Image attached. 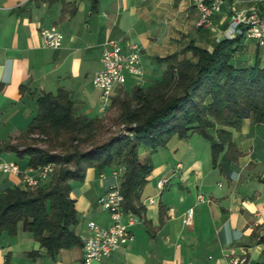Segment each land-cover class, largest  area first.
Listing matches in <instances>:
<instances>
[{
    "label": "crops",
    "instance_id": "1",
    "mask_svg": "<svg viewBox=\"0 0 264 264\" xmlns=\"http://www.w3.org/2000/svg\"><path fill=\"white\" fill-rule=\"evenodd\" d=\"M93 3L0 0L1 142L17 138L28 128L37 114V97L44 92L67 90L79 113L100 117L104 112L93 77L102 67L103 44L108 39L125 47L139 44L147 78L154 70L166 69V63L157 58L176 53L183 42L195 41L212 50V41L230 26L234 11L253 7L264 13V0H225L214 17L215 26L201 28L191 0ZM52 26L64 34L60 48L44 45L41 29ZM258 49L264 66V50L253 39H246L236 62L252 64ZM156 75L158 80L163 72ZM220 128L210 129L216 139ZM224 129L240 152L227 173L213 166L211 141L200 139L196 132L187 138L173 136L154 154L148 148L145 159L152 160L153 170L141 194L144 210L139 215L144 222L132 227V242L92 264H227L232 252L248 253L252 264L262 256L264 260V243L259 242L264 236V123L246 118L239 128ZM1 160L22 167L28 158L4 151ZM121 167L111 166L103 172L89 167L84 181L71 180L78 214L73 229L80 237L89 234V221L111 224L110 213L98 208L97 201L111 185L121 184L122 177L114 176ZM161 180L166 181L163 188ZM17 186L24 187L18 175L0 170V192ZM200 193L202 201L197 198ZM190 208L194 215L187 224ZM0 264H85L84 250L79 244L61 248L52 256L20 222L14 235L0 231Z\"/></svg>",
    "mask_w": 264,
    "mask_h": 264
},
{
    "label": "trees",
    "instance_id": "2",
    "mask_svg": "<svg viewBox=\"0 0 264 264\" xmlns=\"http://www.w3.org/2000/svg\"><path fill=\"white\" fill-rule=\"evenodd\" d=\"M97 3L94 0L93 5ZM245 41L243 35L215 39L212 50L191 42L186 50L192 57L180 59V52L158 57V62L167 64L162 78L147 87H131L120 103L117 121L128 133L120 132L86 148L82 147L93 141L103 119L79 113L67 90L38 95L37 114L30 125L17 138L0 141V152L13 151L20 159L28 158L22 167L55 163V172L39 187L17 186L0 192V231L14 235L22 222L24 230L52 256L61 248L82 244L73 229L78 214L71 180L84 181L89 167L103 172L111 166H124L121 190L125 209L142 214L141 194L153 164L140 157V147L154 152L174 135L187 138L196 132L209 139L213 166L227 173L240 152L224 127L239 128L246 118L264 123L260 50L252 64L235 60ZM215 125L221 127L218 139L210 131ZM40 141L47 142L48 148L40 147ZM60 147L62 152H55ZM259 242L264 243V236Z\"/></svg>",
    "mask_w": 264,
    "mask_h": 264
},
{
    "label": "built area",
    "instance_id": "3",
    "mask_svg": "<svg viewBox=\"0 0 264 264\" xmlns=\"http://www.w3.org/2000/svg\"><path fill=\"white\" fill-rule=\"evenodd\" d=\"M191 3L199 12L198 26L212 28L215 26L214 17L221 11L225 0H191ZM44 45L49 48H60L63 45L64 34L55 26L41 29ZM243 35L246 39H253L264 50V13L256 8H242L234 11L231 16L230 26L219 35L216 40L222 38H235ZM102 67L93 77V85L100 91V103L105 112L113 103L114 97L125 87L129 78H133L136 84L145 79L146 70L142 60V48L137 43L122 46L115 39H108L103 44L101 57ZM124 127V126H123ZM123 133H128L126 130ZM55 163L39 166L21 167L18 162L0 161V170L3 173L18 175L24 187L36 188L48 181L55 172ZM125 172L121 167L114 172L118 180ZM166 181H159L163 188ZM198 200H204V195L199 194ZM125 197L119 182L111 185L98 199L97 206L110 213L112 222L103 226L96 221H89V234L81 237L84 250V263L92 264L109 257L114 251L122 248L135 239L132 227L144 222L142 215L126 210ZM194 209L187 211L185 222L192 223ZM252 257L248 253L228 255L227 264H252ZM187 264H194L188 262Z\"/></svg>",
    "mask_w": 264,
    "mask_h": 264
},
{
    "label": "rangeland",
    "instance_id": "4",
    "mask_svg": "<svg viewBox=\"0 0 264 264\" xmlns=\"http://www.w3.org/2000/svg\"><path fill=\"white\" fill-rule=\"evenodd\" d=\"M190 43L191 42H189V41L183 42V44L180 46L179 50L177 51V52H180V55H179L180 59H182L184 57H192V52L186 50V48L188 47V45ZM192 43H195L197 45V43L195 41ZM166 67H167V64H166L165 68ZM156 71H158V72H156ZM164 71H165V69L154 70V71H152V75L147 76V78H145L143 82L138 83V84H136V81L133 78H129L127 85L125 87L121 88L120 92L114 97L113 103L111 104L109 109L107 111H105L100 116L103 119L102 120L103 122H102L100 128L98 129L93 141H91L89 145H86L82 148L89 147L91 144L104 142L107 139H109L111 136L117 135L120 132L123 133L124 124L118 122L117 119H118V115H119V111H120V103L122 102L123 99L127 98V95H129L131 93V91L127 92L128 91L127 87L131 88V87H135L138 85L147 87L156 81L155 80L156 79L155 74H158L156 76H159L162 72L164 73ZM97 93H99V92H97ZM196 136L200 137V139H203V140L205 139V141L206 140L210 141L209 139L205 138L204 136H202L198 133H196ZM18 142H19V139L14 141V143H18ZM38 145L40 147H43V148H48V143L45 141H40L38 143ZM55 152H62L61 147L56 149ZM154 152H156V151H154ZM154 152H153V154H154ZM148 154H150L148 147H146L144 145L141 146L140 150H139L140 157L142 159L143 158L145 159L148 156ZM149 160H151V159H149ZM151 162H152V160H151ZM262 259H263V256L261 257L260 261H256L255 263L256 264H260V263L263 264L264 260L262 261Z\"/></svg>",
    "mask_w": 264,
    "mask_h": 264
}]
</instances>
